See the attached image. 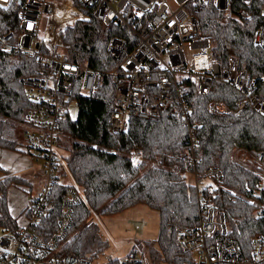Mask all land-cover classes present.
<instances>
[{"label": "built area", "instance_id": "1", "mask_svg": "<svg viewBox=\"0 0 264 264\" xmlns=\"http://www.w3.org/2000/svg\"><path fill=\"white\" fill-rule=\"evenodd\" d=\"M213 2L225 20L239 22L253 19L249 8L256 0H0L1 8L18 6L17 27L0 36L3 50H14L36 64L34 75L22 79L28 100L34 108L22 123L24 145L31 157L42 162L43 185L32 194L23 211L26 220L16 232L0 238V264H93L89 257L59 255V248L72 226L73 207L80 203L82 191L68 188L61 206L58 230L48 239L39 235L35 226L49 217L54 203L53 186L68 176L62 171L60 143L64 136L60 122L75 95H93L105 84L114 85V109L111 129L128 133L132 120L158 121L169 114L183 120L189 134V147L183 165L174 169L192 175L198 192L200 220L196 226L177 230L182 251L190 253L196 264H264V231L251 240L245 250L228 234L225 214L217 211L212 200L216 186L223 181L218 168L197 172V126L190 122L192 108L189 93L209 95L214 82L222 79L235 88L240 99L234 107L214 100L208 111L214 116L239 115L251 109L264 116V100L255 93L256 78L241 68L236 57L228 59L223 70L211 52V43L202 34V25L192 12ZM264 13V0H258ZM90 11L105 25L125 27L129 36H113L108 51L117 65L109 73L95 72L87 65L73 62L62 48V35L68 27L85 19ZM255 43L264 48V32L257 31ZM232 161L248 170L264 190V165L261 156L235 148ZM244 156V157H243ZM245 158L247 166L237 158ZM252 160H257L256 166ZM131 161L138 167L142 150H132ZM203 179L209 184L200 186ZM256 219L264 223V201L256 208ZM111 261L105 263L110 264ZM116 264H146L144 255L133 250Z\"/></svg>", "mask_w": 264, "mask_h": 264}, {"label": "trees", "instance_id": "2", "mask_svg": "<svg viewBox=\"0 0 264 264\" xmlns=\"http://www.w3.org/2000/svg\"><path fill=\"white\" fill-rule=\"evenodd\" d=\"M85 19L65 29L62 48L73 62L87 65L95 72L107 74L117 65L108 51L113 36H129L125 27L105 25L85 10ZM18 6L0 7V36L17 27ZM251 21L225 20L211 1L200 10L193 9L202 25V34L211 43V52L224 70L230 57L241 62V68L256 78L255 93L264 100V48L255 43L257 31L264 32V13L256 0L249 8ZM37 66L14 50L0 45V148L20 150L24 147L20 125L34 108L28 100L22 79L34 75ZM114 85L105 84L93 95L78 98V117L64 114L60 130L68 143L69 157L62 164L73 184L57 182L52 188L54 209L35 228L43 239L58 230L61 206L68 188L82 190L80 203L73 207L72 226L59 248V255L99 257L108 248L97 225L89 222L93 212L114 216L137 205H146L159 214L160 230L155 243L140 242L149 250V259L159 264H196L190 253L180 248L176 232L199 223L198 192L185 173L174 167L183 165L189 147V134L183 120L169 114L158 121L134 119L128 133L111 129L114 109ZM192 108L190 122L197 126V172L218 168L223 181L214 189L212 200L217 211L225 214L228 234L245 250L252 238L264 231V223L255 217L256 208L264 201L257 179L232 161L235 148L261 156L264 165V116L246 109L239 115L214 116L208 104L220 100L234 107L240 94L231 85L218 79L209 95L189 93ZM142 150L143 161L136 167L132 150ZM178 161V162H177ZM264 167V166H263ZM0 226L16 232L18 223L9 213L8 190L27 180L4 170L0 165ZM256 206V207H255ZM258 231V232H257ZM157 244L158 248H155ZM138 246V245H137ZM136 248V245L134 246ZM111 261L110 264H116Z\"/></svg>", "mask_w": 264, "mask_h": 264}, {"label": "rangeland", "instance_id": "3", "mask_svg": "<svg viewBox=\"0 0 264 264\" xmlns=\"http://www.w3.org/2000/svg\"><path fill=\"white\" fill-rule=\"evenodd\" d=\"M169 2H173V0H168ZM70 113L72 119L76 120L78 117V108L75 104H72L70 108ZM20 133L23 134L24 129L22 125H20ZM24 139V137H23ZM68 138L66 141H61L60 143V153L63 156L62 164L64 160L69 157L70 152L66 149V145L68 143ZM24 141V140H23ZM25 142V141H24ZM244 157V156H243ZM236 160L243 162L245 166H247L245 162V158H237ZM42 162H36L35 166H40ZM61 164V166H63ZM257 160H252L251 166H256ZM248 167V166H247ZM247 173L248 170H245ZM68 172V178L63 180L65 184L71 185L73 184L72 177L70 172ZM251 174V173H250ZM42 175V174H41ZM189 183L192 185L195 184V180L192 175L186 174ZM1 178V176H0ZM43 179V175H42ZM210 181L208 179H203L201 181L200 186L203 187L206 184H209ZM16 185H24V184H16ZM82 191L81 189H79ZM35 191V188L32 189V192ZM31 191L29 192L30 195ZM90 223L97 225L99 228L100 234L102 238L108 242L107 250L97 257V259L93 258V264H105L109 261L119 260L127 257L136 244L135 250H138L140 253L144 255L146 264H159L153 263L149 259V250L146 249L145 246H140V242H151L155 243V240L159 234L160 230V220L159 214L157 211L150 209L146 205H137L130 209H127L116 216H103L98 212H93L90 220ZM6 233V231L0 226V238ZM138 245V246H137ZM157 249V244L154 245Z\"/></svg>", "mask_w": 264, "mask_h": 264}, {"label": "crops", "instance_id": "4", "mask_svg": "<svg viewBox=\"0 0 264 264\" xmlns=\"http://www.w3.org/2000/svg\"><path fill=\"white\" fill-rule=\"evenodd\" d=\"M36 162L26 151L25 145L20 150L0 148V165L2 168L9 173L20 175L27 180L26 184L22 186L13 185L8 190L9 213L16 219L18 225H24L26 223L23 211L28 205L32 194L37 193L43 185L41 165L36 167ZM33 188H35L34 192H32ZM30 191L31 193L29 195ZM135 249L137 248H133L132 251ZM113 261H118V259Z\"/></svg>", "mask_w": 264, "mask_h": 264}, {"label": "bare ground", "instance_id": "5", "mask_svg": "<svg viewBox=\"0 0 264 264\" xmlns=\"http://www.w3.org/2000/svg\"><path fill=\"white\" fill-rule=\"evenodd\" d=\"M178 162V161H177ZM256 207V206H255ZM258 232V231H257ZM231 235V234H230Z\"/></svg>", "mask_w": 264, "mask_h": 264}]
</instances>
